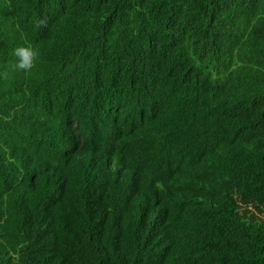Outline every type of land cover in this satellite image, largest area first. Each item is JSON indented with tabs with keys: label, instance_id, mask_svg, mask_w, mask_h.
Wrapping results in <instances>:
<instances>
[{
	"label": "trees",
	"instance_id": "1",
	"mask_svg": "<svg viewBox=\"0 0 264 264\" xmlns=\"http://www.w3.org/2000/svg\"><path fill=\"white\" fill-rule=\"evenodd\" d=\"M0 264H264V0H0Z\"/></svg>",
	"mask_w": 264,
	"mask_h": 264
},
{
	"label": "clouds",
	"instance_id": "2",
	"mask_svg": "<svg viewBox=\"0 0 264 264\" xmlns=\"http://www.w3.org/2000/svg\"><path fill=\"white\" fill-rule=\"evenodd\" d=\"M15 55L19 58L18 62H17V67L19 69H23V70H30L32 67V64L34 62V60L37 58L38 53L30 48H18L16 50ZM112 153V150H110V154ZM127 159L126 156H120L118 158V162L116 163L115 160H111V164L113 165L115 171H112L111 174H109V176L107 177V179L109 180H122L123 179V175L125 172L126 178L128 177V174L130 172V168H129V164L127 167ZM126 167V171H124V168ZM124 171V172H123ZM113 175V176H112ZM124 175V176H125ZM125 180V179H123ZM149 222V227H150V220H148Z\"/></svg>",
	"mask_w": 264,
	"mask_h": 264
},
{
	"label": "rangeland",
	"instance_id": "3",
	"mask_svg": "<svg viewBox=\"0 0 264 264\" xmlns=\"http://www.w3.org/2000/svg\"><path fill=\"white\" fill-rule=\"evenodd\" d=\"M113 176V175H112Z\"/></svg>",
	"mask_w": 264,
	"mask_h": 264
}]
</instances>
